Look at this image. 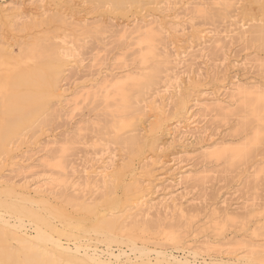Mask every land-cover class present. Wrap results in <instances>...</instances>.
Here are the masks:
<instances>
[{
	"label": "rangeland",
	"instance_id": "1",
	"mask_svg": "<svg viewBox=\"0 0 264 264\" xmlns=\"http://www.w3.org/2000/svg\"><path fill=\"white\" fill-rule=\"evenodd\" d=\"M103 1L0 0V47L2 41H9L10 49L16 55L20 49L19 40L23 43L45 36L49 41L65 44L71 49V58L67 60L68 64L60 76L52 109L35 124H26L29 127L23 126L24 130L18 128L20 131L17 129L15 135L8 139L11 142L8 145L10 152L0 154V176L6 180L12 179L11 182L17 186L26 182L29 189L55 187L56 193H61L51 195L50 203L68 210V213L72 212L75 214L73 216L84 214L71 200L73 196L79 195L81 200L78 201L98 206L96 215L99 218L125 215L121 217L124 225L133 221L136 213L132 215L135 218H127L129 208L128 212H122L124 205L110 210L103 207V200L116 196L124 201L128 195H134H126L123 188L131 178L137 177L139 183L142 182L140 187L145 194L144 199H148L145 202L156 205L151 203L150 207H154L148 209L150 214L146 218L142 214L147 213L149 205L144 207L145 211L141 210L144 212L138 213L140 216L136 219H146L147 224H150L149 229L135 230L134 236L139 245L144 243L151 249L166 250L179 257L183 252H188L187 249L199 251L196 260L203 262L205 259L213 264H221L219 255H223L226 263L231 260L229 264H235L237 256L245 258L247 264H264V138L256 145L252 142V148L249 139L258 122L246 111L241 112L237 98L232 96L240 86H260L264 90V46L262 41L255 40L256 29L251 28L254 24L264 23V9L260 10L259 5H264V0H230L228 8L225 5L227 0H156L155 4L129 5L127 10L116 9L118 6L114 3ZM44 9L49 10L48 13L62 10L64 15L66 12L69 22L86 24L85 28L79 31L74 26L57 21L38 29H20L23 19L28 21L30 15L40 14ZM8 13L17 16L13 26L5 17ZM141 20L154 22V25L163 28L165 42L162 45L168 46L167 51H171L167 53L173 54L169 55V63L163 65L157 83L139 94H133L137 95L134 101L140 107L152 102V96H155L157 105H161L165 111L163 119L156 120V125L151 127L156 130L155 137L158 139L154 149L147 143V132L144 135L142 131L139 132L141 139L137 141H141L132 143L123 140L129 134V129H109L114 99L107 102L110 105L108 107H112L110 109L100 96L105 75L128 70L148 71L147 68L153 63L151 60L148 63L142 61L140 46L132 38L136 34L127 37L121 32L125 24L132 27L134 21L142 23ZM168 75L174 78L171 82L174 85L160 94L158 92L165 85ZM229 97H233L236 102ZM216 101L230 105L229 112L216 110ZM145 110H148L147 116L155 114L151 108ZM117 135L122 138L118 140ZM247 135L251 152L243 158L233 162L231 157L219 160L210 155L220 143L238 141ZM59 162L64 163V168L58 166ZM126 163L133 168L125 172L124 180L122 178L119 184H103L100 174H96L102 169L111 170V166L122 167ZM129 164L123 166L124 169ZM88 167L92 176L86 179L83 171ZM73 180L81 185L78 191H74L71 186ZM4 197L0 191V201ZM157 204L159 208L163 205L162 208L158 209ZM180 207L186 209H183L184 214H179ZM171 211L175 213L169 214ZM6 217L14 221V217ZM55 222L61 227L58 219ZM27 227L29 233H33V228L30 225ZM85 233L78 234L77 240L103 251L104 258L109 250L115 253L126 250L127 254L123 255L129 254L130 261L127 262V257L122 255L120 262L113 264H159L154 251L139 257V253L130 251L128 243L113 242L108 246L100 235L92 234V230L89 234ZM170 233L176 235L178 241L171 240ZM63 238L64 243L74 248L75 239ZM11 244L14 248L21 247L16 240L11 241ZM50 248V251H54L53 247ZM252 251L254 255L257 254L255 259L246 260ZM59 254L57 257L62 260L61 264H95L80 254L71 255L69 260H66L64 252ZM194 255H191V259ZM165 263L170 264L166 260Z\"/></svg>",
	"mask_w": 264,
	"mask_h": 264
},
{
	"label": "bare ground",
	"instance_id": "2",
	"mask_svg": "<svg viewBox=\"0 0 264 264\" xmlns=\"http://www.w3.org/2000/svg\"><path fill=\"white\" fill-rule=\"evenodd\" d=\"M222 1H224V0H222ZM35 2H34V4H35ZM106 2L110 3V4L114 3L115 5L118 6L117 8L115 7L116 9H119V10L122 9L123 10V9H126L129 5L143 6L146 3H148V4L154 3L155 4L156 0H106ZM230 4H231L230 0H227L225 2V5L227 8L230 6ZM50 5H51V3H50ZM259 5H260V10L264 9V5L262 3H259ZM12 6H14V5H12ZM43 7H45V6H43ZM135 7H137V6H135ZM1 8L2 7H0V9ZM57 10L59 12L58 11H52V12L50 11L51 13H48L49 10L44 9V11L41 12L40 14H37V15L34 14L32 16L30 15V17H29L30 19L29 20L26 19L28 21H24L25 19H23L20 26L19 25L18 26L20 27V29L25 31L28 29L31 30V28L34 29V27H37L36 29H38V27H42L43 25L53 23V22L55 23L57 21H61L64 24H68L69 26L71 25V27L74 26L79 31H81L85 28L86 24L83 25L80 22L75 23L76 21L75 22L70 21V22H72V23H70L69 19H67V17L65 16V15H67L66 12H64L65 13V15H64L63 13H61V12H63L62 10H61V12L59 9H57ZM3 11H4V9H3ZM202 11H203V9H202ZM5 13H6V11H5ZM10 14H11V12H10ZM10 14L8 13V15H6L5 17H8V19H9L8 21H9L10 25H12L15 23L14 20H16L17 16H16V14H12V15H10ZM5 17L3 19H5ZM4 21H6V20H4ZM251 28L256 29L255 30L256 35H254L255 40L258 39V40L262 41V44L264 46V23L260 22L259 24H254L251 26ZM162 29H160L157 26V24L154 25V22H149V21H142V23L141 22L138 23V21H134L132 27L125 24V26H123L121 29L122 35L124 34V35H127V37H128V36H132V35L136 34L132 38H133V40H135L136 44H138L140 46L139 51L141 53V59L143 58L142 61L147 62V61L151 60L153 63H151L149 65V67L147 68L148 71H145V70H142V71H137V70L131 71L130 70L129 71L128 70V71L118 73L115 75L114 74L113 75H105V77L102 80V85L100 86V90H101L100 96H102V98H103L102 100H104V102L106 103L107 108H110V107H108L110 105L109 104L107 105V102L110 99H112V100L114 99V104L111 105L112 107L114 106V110L112 111V113L109 110V112L112 115L111 119L108 121L109 124L107 123L109 125V129H112V128L116 129V130L129 129L128 130L129 134L128 135L126 134L123 137V140H125L126 142H132V143L139 140V138H140V135L138 134L139 132L142 131L143 135L145 132H147L148 133L147 138H149V139H147L148 140L147 143L150 146V148H152V149L157 147L156 142L158 139L156 140V137H155L156 130H154V127L153 128H151V127L156 125V120L162 118V116L164 117L165 111L161 105L160 106L157 105V100L155 99V96H152V98L154 99L152 102L149 100L150 103L148 102L145 105V107L144 106L140 107V105L137 104L138 102L134 101V97L136 98L137 95L133 96V94H135V92H136V94H139L140 92H143V90L145 88H149L153 84L157 83V81L159 80V75H161L160 73L163 72V70H162L164 67L163 65L166 62H168V59L170 57L169 55L172 54V53L171 54L167 53L171 50L169 49V51H167L168 46L166 47L165 43H164L165 46L162 45L163 42H165ZM88 31L89 30H87V32ZM175 32L177 33V31H175ZM243 32L246 33V30L245 31L243 30ZM39 36H41V35H39ZM26 39H24V40L26 41ZM19 41H20V43L19 42L18 43L20 44L19 45L20 49H19V53L16 55H13L12 50L10 49V44L8 43L9 41L8 42L2 41L1 42L2 45L0 47V154H3L4 152H6V153L10 152V151H8L9 150L8 145H10L11 142H8V139L10 137H13V135H15L16 131L19 130L18 128L22 127L20 129H23V126H25L28 123L35 124L39 119L42 118L43 115H45L48 111H50L52 109V105L54 103V98L56 97L55 96L56 90H58V84L60 82L59 81L60 76L64 71V67L67 66V64H68L67 60L70 61V58H71L70 53H69L70 48H67V46H64L65 44L62 45L59 42L56 43V42H53L51 40L49 41V38L45 37V36L35 37V38L31 39L30 41L27 40L26 42H23V43L21 42V40H19ZM176 42H178V41H176ZM178 44H180V43H178ZM172 79H174V78L169 76L165 81V85L163 86V88L158 93L161 94V93H165L166 91H168L167 89L169 87H171V85H174L171 83ZM256 86H258V85L256 84ZM259 87H256V88H252V87L249 88L248 87L247 88L246 86L245 87L240 86V87H237V89H235L236 93H233V95H232L234 98L235 97L237 98V102L240 104V107L242 108V109L239 108L241 110V112L243 110H244V112L246 111L249 115H251L252 117H254L256 119L254 121L258 122L257 126H255V128L253 129V136L252 137L250 136L251 139H249L250 144L253 142V143H255V145L257 142H260L264 138V90L259 88ZM169 94H171V93H169ZM163 96H165V95H163ZM223 97H225V96H223ZM233 97L232 98L229 97V98L233 99ZM235 99H233V102H236ZM217 102L218 101H216V103ZM231 103H232V101H231ZM231 103H229V104H231ZM217 105L219 108L217 107L216 110L220 109L223 112L224 111L229 112V110H230V105H224V103H222L220 101H219V103H217ZM214 107H216V106L214 105ZM150 108L155 111V114H152V115L149 114V116H147L146 111H148V110H145V109H150ZM145 115L147 116V118L145 117ZM154 117H156V118H154ZM189 118H191V117H189ZM192 118H193V116H192ZM248 119H250V118H248ZM152 121H154L155 124ZM193 123H194V120H193ZM193 123H191V124H193ZM247 126H245V127H247ZM25 127L27 128L29 126L26 125ZM158 127H160V125H158ZM30 128H32V127H30ZM21 132H19V134ZM16 138H19V137H16ZM116 138L119 140L122 138V136L117 135ZM248 138L249 137L247 135L238 141H228V142H224L222 144L220 143L219 147L214 149V151L212 153H210V155L212 154L213 157H216V159H219V160L221 158L223 159V157H226L227 159L231 157L230 159L233 162L237 159H240L241 157L243 158V156H245L251 152V147H250L251 145H249V143H248L249 142ZM140 141H137V142H140ZM12 142H14V141H12ZM253 146H254V144L252 145V148H253ZM7 147H8V149L6 150ZM97 161H99V160L97 159ZM112 161H114V160H112ZM145 162H147V161H145ZM145 162H144V164H146ZM126 164H129V163H126ZM126 164L121 165L122 167H113L112 168V166H111L110 167L111 170L109 169L110 171L107 169H102L99 172L94 171V173L96 172V174H100V176L102 177V183L103 184H107L109 182H111V183L116 182L117 184H119L121 182L122 178L124 180V177L126 175L125 172L128 169L130 170L131 168H133V167H131L132 165L129 164L126 167L127 169H124L125 167H123V166H126ZM144 164H142V165H144ZM110 165H111V163H110ZM58 166L61 168H64V163L59 162ZM90 166L92 167V164ZM149 167H150V165H149ZM88 169H89V167L84 168V171H83L86 179H88L90 176H92L90 173V170H88ZM134 174H132V175H134ZM95 176L97 177V175H95ZM134 176H136V174ZM187 177L189 178V176H187ZM190 177H191V175H190ZM2 178H5V177L4 176L2 177V175L0 176V191H1V195L2 196L5 195L6 199L4 197L2 199L3 200L5 199V200L0 201V262L1 263H4V264H61L62 260L60 261L59 257H57V254L60 256V254H59L60 252H62V253L64 252V254L66 256V260H69L71 255H73V254H76V256H77V254H80V256L82 255V257H85L87 259V261H90L92 263L94 262L95 264H113L114 262H117V263L120 262L121 256L123 254H127L126 250L123 253L122 252L115 253L114 251L109 250V251H107L108 252L107 257L104 258L103 257V251H99L96 248H92L91 246L83 244V242H81V241H78L79 240L78 234L85 233V232H88V234H89L92 230V232H93L92 234L100 235L102 237V241H105L106 243H108V246H109V244H111L113 242L128 243L129 247H130V251H132L134 253H139V257H141L143 255L144 256L148 255L149 253L154 251L157 254L156 258H157V261L159 264H164L165 260L168 261L170 264H203V263L204 264H213V263H211V261H207L205 259L202 260L203 262L196 260L197 257H195V256L199 254V251H190L191 249H187L189 251L183 252V255L181 257H179V256L174 255L171 252L166 251V250L163 251L160 249H151L149 246L145 245L144 243L142 245L141 244L139 245L137 243L136 238H135L136 235L134 236L135 230L136 229L145 230L147 228L149 229V227H150V226H148L149 222L147 224L146 219H145V221L140 220V219H136L138 215L140 216V214L145 211L144 207L149 205V204H147V202H145L148 199L147 198H145L147 200L144 199L145 194H144V192H142V189L140 187V183H142V182L139 183V181H138L139 178H137V177H136L137 179L134 177L133 180L131 178L132 182L129 181L131 183L128 182L129 184L127 183V185L123 188V191L126 193V195H128V193H134V195L133 194L128 195V197L123 199L124 201L121 200L122 198L119 199L116 196L112 197V198H106V200L105 199L103 200V201H105V202H103V204H104L103 207L110 209V210L111 209H118V208L122 207V205H124L123 206L124 210L122 212H124L125 210L127 211V209L129 208L128 209L129 213H127L126 217L127 218L131 217V219H133L135 217L136 218L133 219V221L130 220V222H131V223L129 222L130 224L126 223L128 225H126V224L124 225L123 222L121 221V220H124L123 218L121 219V217L125 216V215L123 216L121 213L120 214L122 216H119V215H113L112 216L111 215L112 217H110V216L108 217L107 215H105V216L99 218L97 216L98 214L96 215V213H97L96 211L99 210L97 208L98 206H95V204L90 205L88 203H85L84 201H78V200H81L79 195L73 196L71 200L73 201L74 204H76V206L79 207L80 212L81 211L84 212V214L82 215L84 217H82L81 215L73 216L75 214H72V212L68 213L67 212L68 210H65L62 207H57V206L50 203L51 202L50 196L51 195L55 196L60 192L59 191L58 193H56L57 191H56L55 187H52V186L49 188H44V187L43 188L42 187L36 188V187H34L32 189H29L28 184L25 185L26 182L21 184L20 186H17L14 184V182L13 183L11 182L12 179L6 180V179H2ZM86 182L88 184V181H86ZM69 184H70V182H69ZM146 184H144V185L146 186ZM66 185L67 184H64V186H66ZM58 186H60V185H58ZM71 186H72L74 191H78L80 189L81 185L79 186V183L74 182V180H73V183ZM56 188H57V186H56ZM65 190H66V188H65ZM62 191H64V189ZM80 191H82V190H80ZM83 193L84 192H82V195H84ZM31 194H34L35 197L31 196ZM74 195H76V194H74ZM124 196H125V194H124ZM151 203H150V205H151ZM171 203H172V201H171ZM152 204L155 205V203H152ZM168 204H169V202H168ZM170 204H169V206H170ZM150 205H149V207L147 206L148 207L146 209L147 213L144 212L142 214L145 218H146V215L149 213L148 209H151L152 207H154V206L150 207ZM157 205H158L157 206L158 209L162 208V206H163L162 205L159 208V204H157ZM175 205H176V203H175ZM177 205L179 206V203ZM164 206L167 207V204L166 205L164 204ZM172 206H173L172 208H174V205H172ZM157 207L155 208V210L157 209ZM180 208L181 209H180L179 214H182V213L184 214V210H186V209H184V207H183L184 210L182 209V207H180ZM79 209L77 208V210H79ZM141 210H144V211H141ZM171 210H174V209H171ZM165 212L167 214V211H165ZM172 212H174V211L169 212V214ZM104 213H105V210H104ZM135 213L137 216L134 215L135 217H132V215ZM138 213H140V214H138ZM124 214H126V213H124ZM7 215L8 216L10 215V217H12V218L14 217V221H11V219L6 217ZM85 215H90L91 217L93 216V218H91V217L87 218ZM127 218H125V219H127ZM56 219H58L59 222L62 224V225L60 224L61 227H58V225L56 224V222H55ZM138 220H140L141 222ZM28 225H30V227L33 228V233H29V231L27 230ZM130 225H131V227H130ZM128 230H130V231L128 232ZM157 233H159V232H157ZM172 233L174 234V232H172ZM172 233H170L171 235L169 236V238L171 240L174 239L175 241H178L177 236L173 235ZM85 235H86V233H85ZM62 236H64V238L66 236L71 240L75 239V241L73 242L74 248H72L68 243L67 244L64 243L61 239ZM13 240L18 241L19 245L21 246V247H19L20 249L13 247V244H11V241H13ZM49 245H50V247H53L52 250H54V251H50L51 248L48 247ZM84 245H86V246H84ZM192 250H194V249H192ZM253 252L254 251H252L250 254L247 255L246 260L252 261L255 259L254 257L257 254L255 253V255H254ZM191 253L195 254L192 257L193 259H191V255H192ZM80 256H78V257H80ZM123 256H126V255H123ZM128 256H129V254L126 256L127 262H128V260L130 261V257H128ZM219 256H220L219 257V261H220L219 263H221V264H227L228 263V262L226 263V260L223 258V255H219ZM242 256H244V255H242ZM237 257H238L237 261L235 260L236 258L234 259L236 261L235 264H247V263H245V262H247V261H245V258L239 257V256H237ZM74 261H75V259H74ZM230 261H229V263H230Z\"/></svg>",
	"mask_w": 264,
	"mask_h": 264
}]
</instances>
